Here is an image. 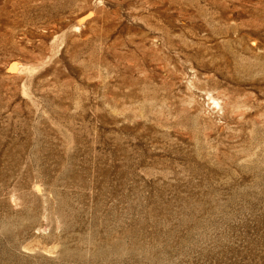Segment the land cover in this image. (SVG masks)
I'll return each instance as SVG.
<instances>
[{
	"label": "rangeland",
	"instance_id": "374dc122",
	"mask_svg": "<svg viewBox=\"0 0 264 264\" xmlns=\"http://www.w3.org/2000/svg\"><path fill=\"white\" fill-rule=\"evenodd\" d=\"M0 264H264V0H0Z\"/></svg>",
	"mask_w": 264,
	"mask_h": 264
}]
</instances>
